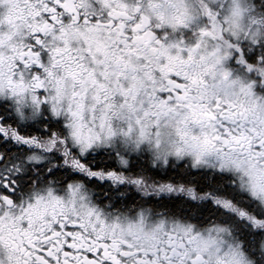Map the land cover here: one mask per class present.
<instances>
[{"label": "snow or ice", "instance_id": "snow-or-ice-1", "mask_svg": "<svg viewBox=\"0 0 264 264\" xmlns=\"http://www.w3.org/2000/svg\"><path fill=\"white\" fill-rule=\"evenodd\" d=\"M0 264H264V0H0Z\"/></svg>", "mask_w": 264, "mask_h": 264}]
</instances>
